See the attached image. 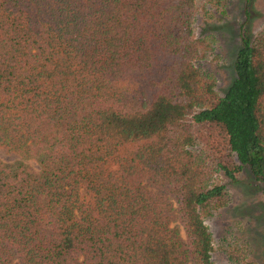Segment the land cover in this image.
Wrapping results in <instances>:
<instances>
[{
	"label": "trees",
	"instance_id": "obj_1",
	"mask_svg": "<svg viewBox=\"0 0 264 264\" xmlns=\"http://www.w3.org/2000/svg\"><path fill=\"white\" fill-rule=\"evenodd\" d=\"M199 11L0 0V146L20 156L0 160V264H213L223 178L264 180V25L242 26L220 95L198 65L214 37L195 33Z\"/></svg>",
	"mask_w": 264,
	"mask_h": 264
},
{
	"label": "rangeland",
	"instance_id": "obj_2",
	"mask_svg": "<svg viewBox=\"0 0 264 264\" xmlns=\"http://www.w3.org/2000/svg\"><path fill=\"white\" fill-rule=\"evenodd\" d=\"M197 2L200 6L206 4L210 12L207 15L203 11L197 13L195 33L214 36L211 51L198 65L215 78V89L221 95L234 76L233 50L239 43L242 26L248 25L249 32H256L264 25V0H226L223 13L214 11L208 0ZM246 11L250 12L249 19L246 18ZM136 85L146 93L151 91L142 81L136 82ZM19 158L17 152L0 146L1 161L11 162ZM24 162L34 168L36 166L33 159ZM223 182L229 201L205 220L214 247L212 263L233 264L225 249L243 246L250 259L264 264V180L252 178L245 167L235 181L223 178Z\"/></svg>",
	"mask_w": 264,
	"mask_h": 264
}]
</instances>
